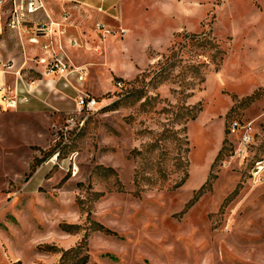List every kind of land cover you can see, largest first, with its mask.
<instances>
[{
  "label": "rangeland",
  "instance_id": "obj_1",
  "mask_svg": "<svg viewBox=\"0 0 264 264\" xmlns=\"http://www.w3.org/2000/svg\"><path fill=\"white\" fill-rule=\"evenodd\" d=\"M189 1L117 6L58 108L0 92V264H264V0Z\"/></svg>",
  "mask_w": 264,
  "mask_h": 264
},
{
  "label": "crops",
  "instance_id": "obj_2",
  "mask_svg": "<svg viewBox=\"0 0 264 264\" xmlns=\"http://www.w3.org/2000/svg\"><path fill=\"white\" fill-rule=\"evenodd\" d=\"M125 1L45 0L49 19L42 12L31 14L19 31L7 26L10 10L7 3L0 20V87L4 83L14 87L22 80L31 85L32 91L29 102L23 106L34 110H39L41 102L56 108L62 106L67 91L64 79L44 76V65L40 59L47 60L55 52L67 57L74 65L88 63L93 57L95 39L110 26V12L120 6L122 23L130 28L131 23L135 22L124 15ZM39 21L46 24V35L36 36L34 29ZM98 23L104 29H98ZM44 45L47 49L43 48ZM3 65H7V68Z\"/></svg>",
  "mask_w": 264,
  "mask_h": 264
},
{
  "label": "built area",
  "instance_id": "obj_3",
  "mask_svg": "<svg viewBox=\"0 0 264 264\" xmlns=\"http://www.w3.org/2000/svg\"><path fill=\"white\" fill-rule=\"evenodd\" d=\"M7 3L10 4L9 14L7 16V26L14 30H20L26 25L27 18L31 14L42 12L45 18L49 19L46 14L45 0H10L6 2L0 0V20L3 9ZM98 29H104L102 24H96ZM36 36L46 35L47 26L39 21L34 29ZM106 32V31H105ZM47 49V46H43ZM40 63L44 65V76L63 78L65 82H69L71 78H76L77 83H83L86 72L82 67L75 66L67 57H62L55 52L48 59H40ZM7 68V65H3ZM31 85L24 83L22 80L14 87L4 83L0 87L3 100L12 108L18 105V98L21 95L20 103H28L31 96ZM19 90L22 92L19 94ZM76 104L79 110H93L97 104L96 100L89 95H78ZM231 135H237V142L233 151L232 158L245 159L249 154V149L254 144V135L250 123L241 124L238 121H233L229 127ZM253 182H261L264 175V162H258L251 167L249 172Z\"/></svg>",
  "mask_w": 264,
  "mask_h": 264
},
{
  "label": "trees",
  "instance_id": "obj_4",
  "mask_svg": "<svg viewBox=\"0 0 264 264\" xmlns=\"http://www.w3.org/2000/svg\"><path fill=\"white\" fill-rule=\"evenodd\" d=\"M193 38H194V37H193ZM161 77H162V76H157L154 80H152V82H154V83L156 84L157 82L160 81ZM223 150H224V147L221 148V150H220V152H219V154H218V156H217V158H216V161L220 158V156H221ZM98 230L103 231V232H105V233H107V234H110V233H111L109 230L103 228L102 226H98Z\"/></svg>",
  "mask_w": 264,
  "mask_h": 264
}]
</instances>
